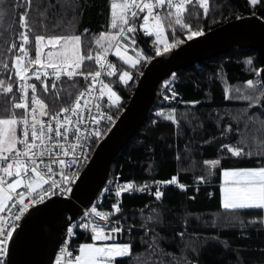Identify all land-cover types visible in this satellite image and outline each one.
<instances>
[{"label":"trees","instance_id":"obj_1","mask_svg":"<svg viewBox=\"0 0 264 264\" xmlns=\"http://www.w3.org/2000/svg\"><path fill=\"white\" fill-rule=\"evenodd\" d=\"M17 2L27 6L26 0H5L2 7L6 9L7 14L0 19V69L2 61L6 59L14 81L16 78L10 61L16 55V39H13L9 25L16 29L18 36L19 11L12 7ZM113 2L115 0H33L32 9L28 14L32 55L35 57L36 53L35 35H44L47 39L50 35L79 34L81 55L93 56L92 60L85 59L81 62L80 71L92 72L96 67L95 53L100 49L96 44L99 33L117 31L111 27ZM208 3L207 15L197 0H194V5L190 3L186 6L183 18L190 22L194 29L198 27L207 32L237 19L238 15L247 16L251 12V8L243 9L244 0H208ZM163 22L167 39L172 42L174 30L168 26L167 21ZM85 28H88L89 32L84 33ZM186 32V29L179 26L175 28L177 38L183 42L188 40ZM137 36L139 50L143 52L148 49L153 57L155 40L152 37L148 39L139 31ZM8 48L14 50L8 51ZM249 57L255 58L254 65L246 63ZM260 61L254 51L235 48L186 71L175 73L174 83H163L161 98L154 111L117 156L111 180L134 184L156 183L169 181L176 175L177 184H184L186 190L179 191L172 185L167 186L163 189L161 202L156 201L153 196L136 194H123L120 198L104 202L103 207L110 208L111 203L120 199L125 216L124 225H133L131 233L119 240L131 243L130 256L117 258L114 264H158L160 260H163L164 264H185L186 260L194 261L197 254L200 264H264L263 211L223 209L220 202L219 166L212 169V177H207L206 166L203 164L204 159H213L225 154L226 150L219 148L223 142L230 146H242L245 151L254 153L252 157L245 158H230V154H227L223 160L224 166H264V115L260 109L253 107L251 114L254 118L246 120L241 113L248 108L247 102L232 98L236 89L248 88V79L255 81L259 78V74L254 73L252 69L261 68ZM111 62L119 71L127 70L131 75L127 84L120 81L118 75L106 79L107 84L121 96L119 110L117 106L109 107L117 118L149 60L141 59L135 68H129L115 58H112ZM172 79L173 75L168 80ZM34 83L38 85L41 98L53 112L72 104L88 85V81L81 78L57 81L58 88L62 89L60 96L63 99L52 107V98L43 93L41 81ZM44 83L49 85L51 91V80ZM14 88H17V85L14 84ZM171 89L177 92V96L172 100L164 99L165 95H171ZM15 95L17 99L18 91ZM15 101L11 96L0 92V118H7L11 114L22 116L21 112L13 108ZM190 101L199 103L193 105L188 103ZM161 108L164 110V116L157 115ZM173 108L176 111L170 112ZM168 115L173 116V121L166 119ZM216 119L221 120L219 127L215 123ZM221 131L225 132V136L220 135ZM153 204L160 215L149 221L147 217L152 214L151 209L145 208ZM233 212L239 215V219H232ZM141 224L172 241L164 244L171 255L149 257L145 241H151L152 235L141 230ZM90 241V234L81 233L77 234L74 240L76 247L81 242Z\"/></svg>","mask_w":264,"mask_h":264},{"label":"snow or ice","instance_id":"obj_2","mask_svg":"<svg viewBox=\"0 0 264 264\" xmlns=\"http://www.w3.org/2000/svg\"><path fill=\"white\" fill-rule=\"evenodd\" d=\"M5 0H0V19L6 16V9L2 7ZM204 14L209 12L208 0H197ZM194 0H123L121 3L113 2L111 4V27L113 32L101 31L96 44L100 49L95 53V63L104 71L107 77L118 75L119 80L124 84L130 79L129 71H119L111 62L109 52L115 49V57L125 65H137L141 59L151 60L150 50L145 49L141 52L138 48L137 32L143 30L148 39L150 34L155 35L154 50L155 55L160 56L167 53L170 49L176 47L183 41L177 38L175 28L179 26L186 29L188 40L196 36H201V29L193 28L190 22H186L183 14L186 11V5ZM33 0H27L25 7L17 2L12 7L19 11L18 21L20 28L25 31L16 33V29L9 25L13 33V39H19L18 51L10 61L11 69H14L16 80L12 79L9 70V62L2 61L0 69V92L5 96H11L16 100V91H19L18 102L13 104L14 109H23L22 116L15 114L8 115L7 118H0V264H9L7 256L10 255L12 247L19 245L21 247L34 243L33 237L30 236L26 229L30 218L34 212L40 211L33 206L44 205L47 207L53 204L52 197L65 196L84 183L85 172L81 171L83 162L89 159L88 151L92 148L94 139L98 140L106 133L100 127V121L107 119L111 122L112 117L107 113L101 112V105L97 102L93 105L92 97L95 92V86L99 83L97 100L107 95V100L111 105H116L119 110L118 101L121 96L113 90L104 80H98L101 77V71L83 73L80 71L81 62L85 59L92 60L91 54L81 55V35H50L47 37V45H51L54 51H49L47 59L42 63V45H45L44 35H35L36 53L35 59L25 60L29 55L26 45L29 42L31 29L29 27L28 14L32 9ZM53 7V5H49ZM251 8L249 15L252 18L259 17L258 22L264 26V0H244L243 9ZM23 9L22 11H20ZM174 10V13H173ZM164 13L163 15L161 13ZM142 16V23L137 25V17ZM15 19V17H14ZM237 19H245L243 14L238 15ZM167 21L168 26L173 28L172 42L165 37V29L162 22ZM174 21V22H173ZM84 33L89 32L88 28L83 29ZM121 39H117V38ZM264 39V37H262ZM162 45V47H161ZM59 46V47H57ZM135 53V58L129 55V50ZM14 48H8L13 51ZM248 65L256 63L255 58H247ZM264 65V61H260ZM32 65H39V68L31 72L37 81H41L43 93L49 94L52 98V107L59 103L63 98L60 96L62 89L58 88L57 81L62 73L69 79L81 75L91 77L92 83L88 85V94L83 93L76 97V100L65 107H60L58 112L50 110L44 99L38 92V85L29 83V68ZM47 69H51L48 72ZM254 73L264 77V68H253ZM173 79H166L164 83L169 85L175 82ZM55 77L51 81V91L49 85L44 81L49 77ZM248 88L246 90L236 89L233 93L234 100L246 101L248 108L242 110L241 115L246 120H252L251 114L253 107L261 110L264 115V80L248 79L246 81ZM14 84L18 88H14ZM31 90L30 104L27 101V94ZM227 91V90H226ZM177 96V92L171 89V95H165L164 99L172 100ZM227 98V96H226ZM71 99V93H69ZM83 100V104H81ZM184 103V101H181ZM190 104H197L199 101H190ZM170 112L176 110L170 109ZM157 115L164 116V110L161 108ZM167 120L173 121V116L168 115ZM239 119V117H237ZM217 127L220 126L221 120L216 119ZM225 136V132H220ZM211 142V141H210ZM220 150H226L224 155L213 159H204L203 164L207 177L213 176V168L219 166V171L223 177L220 184L221 207L227 210L236 209H253L264 210V166H224L223 160L227 154L231 157H252L254 153L245 151L242 146H230L221 142ZM86 171V169H85ZM198 180L201 178H197ZM77 180L79 183H77ZM178 177L173 175L165 184H175ZM156 182L155 191L152 193L156 201L163 200V191ZM120 198L122 193L127 191L130 194L145 192L146 186L135 188L131 183L123 185L115 181H109L105 185L104 191ZM181 190H186L184 184H179ZM99 192L93 193V198ZM93 198L89 203H93ZM122 201L117 199L110 204V210L98 211L97 206L85 211L81 220L74 223L75 217L65 219L61 214L58 227V236L53 237V229L49 225L41 224L36 228V239L47 240L53 243L55 260H49L48 264H113L117 258L130 256V242H108L112 239L113 234H121L125 230L131 233L133 225L127 229L124 227L125 216L122 212ZM151 209L147 219L153 221L155 216H159L155 204L146 206L145 210ZM32 209V211H30ZM3 213H7L4 215ZM232 219H239L235 212L231 213ZM99 218V219H97ZM83 230L86 234L90 230L91 241L81 242L78 249H72L69 237L76 232V227ZM243 226V221H241ZM141 230L152 235L151 241H145L149 257L151 256H168L171 253L164 247L165 243L172 241L157 235L153 229H148L146 225L141 224ZM73 251H77L73 259ZM196 251V249H193ZM158 264H164L160 260ZM185 264H200L199 255L194 261L186 260Z\"/></svg>","mask_w":264,"mask_h":264},{"label":"water","instance_id":"obj_3","mask_svg":"<svg viewBox=\"0 0 264 264\" xmlns=\"http://www.w3.org/2000/svg\"><path fill=\"white\" fill-rule=\"evenodd\" d=\"M259 17L250 15L245 19L228 21L212 30L203 32L192 40H186L174 49L160 56L154 55L144 66L134 89L115 122L94 147L87 163L81 170L85 172L84 183H79L68 198H53V204L47 207L38 205L40 211L34 212L29 220L26 232L35 241L21 247L14 245L11 253L6 257L9 264H48L55 259L53 243L36 239V228L49 225L53 229V237L58 236V222L61 214L65 219L81 215L82 209L89 207V199L93 193L100 194L105 183L111 178L113 165L121 150L132 140L141 129L157 106L163 83L172 74L186 71L193 66L209 59L224 55L235 48L254 51L261 61H264V26L258 22ZM264 68V65L261 66ZM261 80L264 77L259 76ZM86 169V171H85ZM32 211V209H30ZM118 236H112L113 240Z\"/></svg>","mask_w":264,"mask_h":264},{"label":"built area","instance_id":"obj_4","mask_svg":"<svg viewBox=\"0 0 264 264\" xmlns=\"http://www.w3.org/2000/svg\"><path fill=\"white\" fill-rule=\"evenodd\" d=\"M26 2H27V0H26ZM186 6H187V5H186ZM173 13H174V10H173ZM161 14L163 15L164 13L162 12ZM143 15H144V13H141V15H140L139 17H137V20H136L137 25H138L139 23H142V22H143V21H142V16H143ZM162 24H163V27H164V22H162ZM164 29H165V28H164ZM20 31H25V30L22 29V28H20ZM138 31L141 32L143 35H145L144 32H143V30H139V29H138ZM150 35H151V37H153L154 39H156L154 34H150ZM165 37L167 38V36H166V31H165ZM117 39H121V38L118 37ZM19 42H21V41L17 38V39H16V54H21V53H19V51H18V44H19ZM26 48H27V50H28L29 55L25 58V60L27 61V60H29V59H35V57L32 55V51H31V49H30V39H29L28 44L26 45ZM114 55H115V49H112V50L109 52V58H110V60L112 59V56H114ZM39 67H40L39 65H32V66L29 68V80H28L29 83H34L35 81H37L36 78H35L34 76H31L30 74H31V72H32L34 69L39 68ZM47 71H48V72H51V69H47ZM95 71H101V77H99L98 80H101V79H102V80H104V82L106 83V79L108 78L107 75H106V71L102 70L97 64H96L95 69H94L92 72H95ZM81 72H82V71H81ZM83 73H84V72H83ZM85 74H87V73H85ZM73 78H81V79H85V80L88 81V85L92 83V80H91V77H90V76H88L87 79L85 78V76H81V75L74 76ZM73 78H71V79H73ZM53 79H55V77L49 76L46 80H51V81H52ZM62 79H69V78H68L66 75H64V74L62 73V75H61V77L59 78L58 81H60V80H62ZM46 80H45V81H46ZM88 85H87V87H86L85 89H83L78 95H80L81 93H83L85 96H87V94H88V90H89V89H88ZM18 87H19V86L17 85V88H18ZM98 91H99V83L97 82V84H96V86H95V92H94V95H93L92 97H88V98L92 100L93 105H95L97 102H99L100 105H101V112H102V113H107V115H109V116L112 117L111 122H109L107 119H102V120L100 121V127L103 129L104 132H106V130H107V129L110 127V125H112V123L114 122L115 117H114V115L112 114V112L109 110L110 102L107 100L106 95H105L104 97H101V98H99V99L97 100V97H98ZM20 94H21V93L18 91V97H17V99H16V101H15L14 103L18 102V98H19V95H20ZM78 95H77V96H78ZM75 100H76V98H75ZM75 100H74V101H75ZM27 101H28V103L30 104V101H31V90H30V89H29L28 94H27ZM74 101H73V102H74ZM73 102H72V103H73ZM80 102H81V104H83V100H81ZM14 103H13V104H14ZM46 105H47V104H46ZM13 108H14V107H13ZM15 110L21 112L22 115H23V113H24V110H23V109H15ZM58 111H59V110H58ZM58 111H55V112H58ZM103 136H104V135H103ZM103 136H101L99 139H101ZM99 139H98V140H99ZM98 140H96V139L93 140V142H92V148L88 151V156H89V157H90V154H91V152H92L93 147L95 146V144H96V142H97ZM87 161H88V159L85 160V161L83 162V166L81 167V170H82V168L84 167V165L86 164ZM109 181H115L116 183H119V184H121V185H123L124 183H131V184H133V185L135 186V188H139V187H141V186H146L145 192H144L143 194L136 193V195H147V196H153V197H154V195H152V193H154V191H155V186H157L156 183H147V182H141L140 184H134V183H132V182L120 181V180H117V179H116V180H109ZM109 181H107V182L105 183V185H107ZM105 185L103 186V188H102L100 194H99L98 197L93 201V203H92L89 207H87V208H83V209H82V213H81V215H80V216L74 221V223L80 221V220H81V216H82V214H83L85 211L90 210V208L93 207V206H97V210H98V211H105V212H107V211L110 210V208H104V207H103V204H104V202L107 201V200H114V199H116V197H115V195H114L115 185H113V191L110 192V193H107V192L104 191ZM170 185L174 186V187L177 188L179 191H183V190L180 189L179 184H177V183H175V184H165V183H163V182H160L158 186H159V187L161 188V190L163 191V189H164L165 187L170 186ZM71 192H72V191H70V192H69L68 194H66L65 196H61V198H68V197L70 196ZM123 194L133 195V194L128 193L127 191L123 192L122 195H123ZM53 198H56V197H52L51 199H53ZM33 207H35V206H33ZM3 214H4V215H7V213H3ZM97 219H99V218H97ZM124 227H125V229H127L128 226H127V225H124ZM80 233H81V234H86L83 230H80V229L78 228V224H77L76 232L73 234L72 237H69V238H68V239L70 240V245H71V248H72V249H77L74 240H75L77 234H80ZM88 233H90V230H88ZM88 233H87V234H88ZM113 235H114V236H118V237H122V236H125V235H129V232L125 230V231L122 232L121 234H113ZM76 254H78L77 251H73V259H75V255H76ZM54 260H55V259H54ZM53 262H54V261H53Z\"/></svg>","mask_w":264,"mask_h":264},{"label":"rangeland","instance_id":"obj_5","mask_svg":"<svg viewBox=\"0 0 264 264\" xmlns=\"http://www.w3.org/2000/svg\"><path fill=\"white\" fill-rule=\"evenodd\" d=\"M116 3H121L123 2V0H115ZM45 45H42V52H41V57H42V63L44 60L47 59V54H48V45H47V39H45ZM129 55H132L134 58H135V53L130 49L129 52H128ZM115 59L121 63H123L122 61H120L118 58L115 57ZM139 64V62L137 63V65ZM125 65V64H124ZM137 65L133 66V65H126L128 66L129 68H135ZM130 79H131V75H130ZM130 79L128 80V82L130 81ZM106 98H107V95H106ZM119 103V101H118ZM100 140V139H99ZM99 140L97 141V143L99 142ZM90 242H93V241H90ZM108 242H119L117 241L116 239L115 240H110ZM121 243H124V242H121ZM114 264V262H113Z\"/></svg>","mask_w":264,"mask_h":264},{"label":"crops","instance_id":"obj_6","mask_svg":"<svg viewBox=\"0 0 264 264\" xmlns=\"http://www.w3.org/2000/svg\"><path fill=\"white\" fill-rule=\"evenodd\" d=\"M57 47H59V46H57ZM49 51H54V49L52 48V46L51 45H48V52ZM223 182V177H222V175H221V183ZM220 202H221V196H220ZM224 209V208H223ZM225 210H227V209H225ZM263 211V221H264V210H262Z\"/></svg>","mask_w":264,"mask_h":264},{"label":"flooded vegetation","instance_id":"obj_7","mask_svg":"<svg viewBox=\"0 0 264 264\" xmlns=\"http://www.w3.org/2000/svg\"><path fill=\"white\" fill-rule=\"evenodd\" d=\"M112 106H116V105H112Z\"/></svg>","mask_w":264,"mask_h":264},{"label":"bare ground","instance_id":"obj_8","mask_svg":"<svg viewBox=\"0 0 264 264\" xmlns=\"http://www.w3.org/2000/svg\"><path fill=\"white\" fill-rule=\"evenodd\" d=\"M16 43V42H15ZM148 183V182H147Z\"/></svg>","mask_w":264,"mask_h":264}]
</instances>
